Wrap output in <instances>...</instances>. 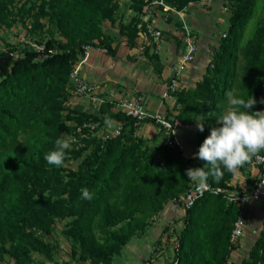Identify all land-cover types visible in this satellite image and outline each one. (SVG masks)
I'll use <instances>...</instances> for the list:
<instances>
[{
	"label": "trees",
	"instance_id": "obj_1",
	"mask_svg": "<svg viewBox=\"0 0 264 264\" xmlns=\"http://www.w3.org/2000/svg\"><path fill=\"white\" fill-rule=\"evenodd\" d=\"M132 1L136 16L118 22L121 38L129 44L144 28L141 14L150 3ZM166 1L182 8L194 0ZM48 2L58 34L44 41L45 49L55 50L40 56L43 52L25 46L17 56L0 61L1 254L26 264L32 251H54L48 237L57 219L66 218L64 234L72 245L69 255L90 264H112V256L133 235L143 232L171 198L193 186L186 170L202 168L206 162L186 157L163 142L147 144L137 136L140 122L136 124L134 117L120 109H111L112 101L105 100L97 110L69 105L73 93L69 72L82 44L105 46L111 53L116 50L117 43L101 26L102 20H114L116 4L114 0ZM227 3L231 6L228 25L212 47L201 78L193 87L172 92L175 103H181L175 115L182 122L193 123L201 113L204 131L196 128L197 150L211 129L221 126L216 118L231 107L226 92L236 98L253 97L257 103L249 111H264V21L254 27L239 62L240 42L258 0ZM176 39L180 41L179 36ZM145 53L160 74L163 63L158 53L149 52L148 47ZM105 117L121 120V133L105 139L90 134L84 145L72 146L75 157L87 150L76 168L56 167L44 159L55 149L63 129L74 131L85 120L102 124ZM232 175L224 169L219 182L209 175L207 182L213 189L205 190L184 209L165 264H227L233 249L229 233L237 210L226 192L215 188L230 189ZM85 188L92 193L91 200L82 198ZM240 264H264V226Z\"/></svg>",
	"mask_w": 264,
	"mask_h": 264
},
{
	"label": "crops",
	"instance_id": "obj_2",
	"mask_svg": "<svg viewBox=\"0 0 264 264\" xmlns=\"http://www.w3.org/2000/svg\"><path fill=\"white\" fill-rule=\"evenodd\" d=\"M220 2L215 1V5L218 6L220 4V6H223ZM150 3H154V0ZM186 9L182 10V14L186 13ZM194 10L200 17L199 10ZM130 13H132L130 8L125 9L126 17L130 18ZM196 14L188 17V20L196 29H199L204 23L200 24ZM175 19L177 18L173 14L171 18L164 20L160 7L156 4L148 3L144 6L141 14L144 28L139 30L133 44H129L125 39L119 37L116 40H112L113 44L117 43L114 53L108 50L102 51L97 46L91 48L88 59L81 65V74L93 85L96 95L113 102L111 109H117L114 103L116 100L130 98L134 94L140 93L143 96L146 107L150 111H161L167 114H175L177 112V106H180L181 103H175V96L172 92H169L166 96L164 95L169 76L172 73V64L177 59L182 47V40L177 42L176 39L177 31L173 21ZM147 24H154L163 30L164 38L161 48L157 52L163 63L160 74L155 71L153 63L145 53L146 47H148L149 52L154 51L145 33ZM196 38L200 42L198 51L194 60L188 63L178 76L177 83L179 88L193 87L196 80L201 78L210 59L207 43L211 40L200 33ZM78 99L74 104L70 103V105L84 107L81 109H86L89 107L88 105H92L89 101L85 104L83 98ZM90 109H94L93 106H90ZM198 122H200L199 117L193 123L181 126L177 130L178 135L187 146V152L197 149L196 128ZM140 126H142L141 130L138 129V131L140 130L141 133H146L148 136L155 134L156 139L162 142L163 133L158 123L155 121H144ZM257 174L258 166L252 161L245 168L239 169L236 174L232 175L229 179V183L232 186L230 189H248ZM174 205L165 204L160 213L161 217L156 215L146 225L143 232L133 235L122 246L120 252L112 256V264H165L171 251L168 238L176 236V232L173 230L181 226L184 214V208L177 204ZM245 213L246 221L240 245L231 251L227 264H240L241 258L247 254L249 247L263 228L264 199L249 201L246 205ZM175 218L176 220H174ZM171 233L173 234L171 235ZM244 244H247V246L244 247ZM240 247L243 248V251L237 250ZM77 261L76 259L71 264H78ZM86 261L90 264L88 260Z\"/></svg>",
	"mask_w": 264,
	"mask_h": 264
},
{
	"label": "rangeland",
	"instance_id": "obj_3",
	"mask_svg": "<svg viewBox=\"0 0 264 264\" xmlns=\"http://www.w3.org/2000/svg\"><path fill=\"white\" fill-rule=\"evenodd\" d=\"M148 1L153 2V0H148ZM213 1L214 3H212ZM213 1L212 0L189 1L182 8H177L173 2L166 1L167 3L176 7L178 10L184 11V9L187 8L186 13H183L185 21L191 28L192 33L195 35V37L198 36L200 33L211 40L208 41L207 43L210 55L212 52V47L217 44L220 34L222 33V31L225 30V28L228 25V17L231 10V6L227 3L229 0H213ZM215 1H219V2L221 1L220 3H222L223 6H220V4L216 6ZM132 2H133L132 0H114V4H116L115 5L116 13L114 20L111 21L105 19L101 21V26L103 27V30L111 38V40L114 39L116 40L119 37H121L118 31V26H119L118 22L124 23L127 22L132 17L136 16L137 11L133 8ZM149 4L153 5L156 4V2L154 0V3H149ZM127 8H130L132 10V13H130V18L126 17L125 15V9ZM194 9L199 10L200 17H198ZM51 10L52 9L51 6L49 5L48 0H0V56L2 55L1 52H5V53H11V56L15 57L17 56V54L21 52L22 48H24L25 46L26 47L31 46L30 42H44L47 38H52V37L57 38L58 32L56 30V24L51 17ZM195 14L200 24L204 23L203 26L199 27V29H196L188 20V17ZM175 16L177 18L173 20L174 24L176 25L175 28L180 40H182L183 34L185 32L182 26V22L180 21V19L176 14ZM262 21H264V4L262 0H258V4L255 8L254 14L250 19V21L248 22L243 38L240 42L239 62H241L243 59V48L246 41L249 39L254 27ZM73 96H75L74 93H72V96H70L69 98L68 101L69 105L70 103L74 104L78 99L77 96L75 97ZM86 102L87 101L85 100L84 103L86 104ZM88 106L89 107L87 106L86 107L89 110H97L96 108L90 109V106L93 105H88ZM78 108H84V107H78ZM62 113L64 114L65 111H63ZM200 116L201 113L198 114L199 118ZM141 127L142 126H139L138 129L141 130ZM138 129H137V136H141L144 139V142H146L147 144L155 145L161 142L160 140L156 139L155 134L148 136L146 133L143 134L140 132V130L138 131ZM93 135H98V130L97 133H94ZM86 137L90 138L91 136L87 135L81 138L80 139L81 144L78 145L77 142L74 140L75 142L72 143L71 147L74 145L75 147L84 145L86 142L85 141ZM58 138H68L70 140H73L74 138L73 130L63 129L60 132ZM86 152L87 150L85 149L82 151V153L79 156L75 157L73 156L74 154L70 152V149L66 150V158L61 167L76 168ZM166 205L175 206L173 203H170L169 201L166 203ZM161 211L162 210L156 213L154 217L156 215L158 217L159 216L161 217L160 215ZM174 220H176V218ZM65 223H66V218H62V219L58 218L56 224L52 228L51 235L48 237V242L52 246H54V251L51 250L47 254L42 252L32 251V259L30 262L26 264L74 263L76 259L72 258L69 255L70 247L72 246L71 242L69 239L65 237L64 234ZM179 228L180 227H176L173 231L176 232L177 234L178 231L177 229ZM172 234L173 233H171V235ZM174 239L175 236L174 238H170V239L168 238V243L169 245H171L170 246L171 251L169 257H171L172 254V247L174 246L175 243ZM7 244L8 243H5V245ZM245 246H247V244L246 245L244 244V247ZM237 250L243 251V248L240 247ZM0 261L6 262L8 264H19L8 253L1 254V248H0ZM78 261H77L78 264H88L87 261L86 262H84L83 260H78Z\"/></svg>",
	"mask_w": 264,
	"mask_h": 264
},
{
	"label": "built area",
	"instance_id": "obj_4",
	"mask_svg": "<svg viewBox=\"0 0 264 264\" xmlns=\"http://www.w3.org/2000/svg\"><path fill=\"white\" fill-rule=\"evenodd\" d=\"M155 2L156 5L160 7L162 18L164 20H168L171 15L176 14L182 22L185 32L182 38L181 50L177 59L172 64V73L169 76V81L167 82L166 90L164 92V95L166 96L169 92H173L179 88L177 78L181 74L183 68L194 60L199 48V42L185 21L181 10H178L165 0H155ZM145 33L148 37L149 43L153 46L154 51L158 52L161 48V43L164 38L162 28L154 24H147L145 26ZM30 43L31 47L43 52L40 54V56H46L55 50V48H49L46 50L45 42ZM94 46L96 45L91 43L82 44L81 50L78 53V57L70 69L69 77L73 84V93L75 96L91 102L93 108L98 109L99 105L105 101V98L96 95L94 93L93 85L81 74V65L88 59L90 50ZM97 47H100L102 51H107L105 46ZM114 103L118 109L134 117L136 124L140 122L139 126L144 118H153L162 129V142L165 145L178 148L182 154L189 158H193L194 155L198 153L197 149L192 152H187V146L184 140L178 135V128L181 126H186L188 123L182 122V120H180L175 114H167L161 111H150L146 107L143 96L140 93H136L130 98L116 100ZM111 121L113 122L112 126L108 127L105 123L99 124L97 121L85 120L82 123L75 125L73 139L77 142V145L81 144V138L97 133V130L98 135L103 139L117 136L123 129V122L115 118H112ZM259 155L264 156V151H262ZM253 162L258 166V174L248 189L234 190L220 187L215 188V190H224L226 192L227 200L229 202H234L236 205L237 212L229 233V241L233 249L240 245V240L244 232L246 221L245 208L247 203L251 200L264 199V160H258L254 158ZM190 164L193 166V161H191ZM208 185L209 187L207 189H213L209 183ZM207 189H201L196 183H194L190 189L184 193H181L178 197L171 198L169 202L180 205L185 209L195 200V198H197Z\"/></svg>",
	"mask_w": 264,
	"mask_h": 264
},
{
	"label": "clouds",
	"instance_id": "obj_5",
	"mask_svg": "<svg viewBox=\"0 0 264 264\" xmlns=\"http://www.w3.org/2000/svg\"><path fill=\"white\" fill-rule=\"evenodd\" d=\"M226 99L231 107L221 116L216 118L220 127H214L194 158L205 161L209 170L202 168H189L186 175L190 181L197 184L201 189L209 187L207 181L209 175L215 182H219L224 176V169L236 174L253 158L264 160L259 154L264 151V111H249L257 103L249 99L236 98L232 92L225 93ZM264 103V100H261ZM110 118L105 117V124L112 126ZM200 132L204 131V123H197ZM74 139L59 138L55 141V149L48 152L44 159L48 164L61 167L66 158V150L71 148ZM82 198L91 200L92 193L87 188L82 189Z\"/></svg>",
	"mask_w": 264,
	"mask_h": 264
},
{
	"label": "water",
	"instance_id": "obj_6",
	"mask_svg": "<svg viewBox=\"0 0 264 264\" xmlns=\"http://www.w3.org/2000/svg\"><path fill=\"white\" fill-rule=\"evenodd\" d=\"M11 53H5L0 56V61L1 62H7L11 58Z\"/></svg>",
	"mask_w": 264,
	"mask_h": 264
}]
</instances>
